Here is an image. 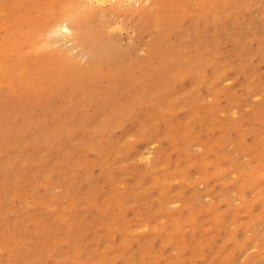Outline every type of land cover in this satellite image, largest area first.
Segmentation results:
<instances>
[{
	"label": "rangeland",
	"instance_id": "1",
	"mask_svg": "<svg viewBox=\"0 0 264 264\" xmlns=\"http://www.w3.org/2000/svg\"><path fill=\"white\" fill-rule=\"evenodd\" d=\"M0 6V264H264V0Z\"/></svg>",
	"mask_w": 264,
	"mask_h": 264
},
{
	"label": "bare ground",
	"instance_id": "2",
	"mask_svg": "<svg viewBox=\"0 0 264 264\" xmlns=\"http://www.w3.org/2000/svg\"><path fill=\"white\" fill-rule=\"evenodd\" d=\"M97 1H99V0H97ZM137 1H138V0H137ZM0 7H1V6H0ZM74 16H75V15H74ZM73 18H75V17H73ZM72 20H73V19H72ZM74 20H75V19H74ZM74 20H73V21H74ZM69 21L71 22V19H70ZM74 22H75V21H74ZM74 22H73V23H74ZM74 25H75V24H74ZM71 26L73 27V25H71ZM75 27H76V26H75ZM61 28L63 29L64 32H69V30L67 29V27H66L65 25L62 24V25H61ZM61 28H60V29H61ZM60 32H61V31H60ZM67 36H68V35H67ZM65 38H66V37H65Z\"/></svg>",
	"mask_w": 264,
	"mask_h": 264
}]
</instances>
